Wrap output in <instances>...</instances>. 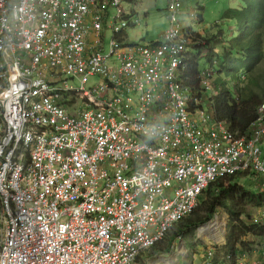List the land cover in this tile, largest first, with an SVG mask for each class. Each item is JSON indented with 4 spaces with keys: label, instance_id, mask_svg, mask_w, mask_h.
I'll return each instance as SVG.
<instances>
[{
    "label": "built area",
    "instance_id": "obj_1",
    "mask_svg": "<svg viewBox=\"0 0 264 264\" xmlns=\"http://www.w3.org/2000/svg\"><path fill=\"white\" fill-rule=\"evenodd\" d=\"M132 4L0 0V264H152L139 258L211 184L250 177L264 194V103L246 133L216 121L185 86L179 1L155 43L128 39ZM255 209L262 237L237 254L225 238L202 264H264Z\"/></svg>",
    "mask_w": 264,
    "mask_h": 264
},
{
    "label": "trees",
    "instance_id": "obj_2",
    "mask_svg": "<svg viewBox=\"0 0 264 264\" xmlns=\"http://www.w3.org/2000/svg\"><path fill=\"white\" fill-rule=\"evenodd\" d=\"M226 22L234 24L235 35L228 37L223 32L222 25ZM215 28L216 33L211 36H201L198 40L193 37L195 45L188 50V67L183 72L185 86L198 97H204L201 74L210 72L216 94L206 100L209 110L216 121L234 133L243 134L257 119L259 107L264 103V75H261L264 64V0H243V6L229 8L224 13L222 24H216ZM200 46L207 49L205 58L209 67L204 71H200ZM238 178L229 176L211 184L195 210L182 218L167 234L164 243L156 245L152 252H168L177 236L210 223L219 209L230 216L228 250L237 254L239 245L249 250L250 243L246 238L263 235L257 226L249 223L252 219L249 209L264 206V194L259 193L254 185L246 187ZM165 243L167 245L163 247Z\"/></svg>",
    "mask_w": 264,
    "mask_h": 264
},
{
    "label": "rangeland",
    "instance_id": "obj_3",
    "mask_svg": "<svg viewBox=\"0 0 264 264\" xmlns=\"http://www.w3.org/2000/svg\"><path fill=\"white\" fill-rule=\"evenodd\" d=\"M170 0H134L132 6H124L126 11L135 9L140 16L139 25L127 30L128 39L134 42H156L161 34H163L171 25V11L169 10ZM181 8L177 12V21L184 30H190L192 37L196 40L199 37H207L216 33V24H222L224 13L229 8H241L243 0H178ZM113 12V11H112ZM223 32L231 37L235 35L236 28L233 23L226 22L222 25ZM111 40V34L108 33L106 43ZM206 42V41H204ZM203 46V43H202ZM200 46L201 58L200 71H204L209 67L206 62L205 54L207 49ZM261 75H264V64L261 68ZM78 86V83H76ZM216 91L209 90L206 99L215 96ZM205 98V95H204ZM264 151V147H263ZM238 180L246 187L253 185L250 177ZM255 208H250L251 215L256 213ZM219 220L214 219L204 225L186 232L182 236L176 238L168 252L147 251L143 258L147 263L152 264H202L206 258L208 248L213 245L222 243L219 238L228 237L229 218L225 210H219ZM217 224V227L206 230L207 227ZM164 243V242H163ZM168 243V242H167ZM163 244V247L167 245ZM161 244V243H160ZM151 251V252H150ZM150 253V255H149Z\"/></svg>",
    "mask_w": 264,
    "mask_h": 264
},
{
    "label": "bare ground",
    "instance_id": "obj_4",
    "mask_svg": "<svg viewBox=\"0 0 264 264\" xmlns=\"http://www.w3.org/2000/svg\"><path fill=\"white\" fill-rule=\"evenodd\" d=\"M181 29H182V28H181ZM151 43H152V42H151ZM154 43H155V42H154ZM209 71H210V70H209ZM210 109H211V108H210ZM212 110H213V109H212ZM213 111H214V110H213ZM215 227H217V224H216V223H214L213 225L207 227L206 230H208V229H212V228H215ZM219 240H220L222 243H225V238L220 237Z\"/></svg>",
    "mask_w": 264,
    "mask_h": 264
},
{
    "label": "crops",
    "instance_id": "obj_5",
    "mask_svg": "<svg viewBox=\"0 0 264 264\" xmlns=\"http://www.w3.org/2000/svg\"><path fill=\"white\" fill-rule=\"evenodd\" d=\"M133 2H134V1H133ZM164 33H165V32H164ZM164 33H163V34H164ZM163 34L160 35L158 41L162 38ZM158 41H156V42H158ZM146 43H151V42H146ZM152 43H153V42H152Z\"/></svg>",
    "mask_w": 264,
    "mask_h": 264
}]
</instances>
